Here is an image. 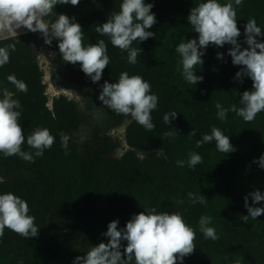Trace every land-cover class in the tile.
Segmentation results:
<instances>
[{
    "label": "trees",
    "instance_id": "1",
    "mask_svg": "<svg viewBox=\"0 0 264 264\" xmlns=\"http://www.w3.org/2000/svg\"><path fill=\"white\" fill-rule=\"evenodd\" d=\"M202 2L206 0H145L154 5L151 11L157 22L147 30L155 35L133 42L132 47L142 49L134 65L127 62V51L112 46L107 36L95 31L119 11L122 0H80L78 6H55L56 15L75 17L82 26L85 47L100 39L107 44L110 63L99 82H92L79 63H65L62 56L51 65V84L57 90L82 91L83 109L64 96L55 98L52 108L48 107L46 84L36 59L38 32L0 41V47L16 43L10 62L0 67V89L11 91L22 106V150L34 155L26 138L38 127L47 128L55 137L52 147L42 156H34V162L0 153V194L11 192L24 199L39 227L37 237L30 239L5 228L0 237V264H73L74 258L85 255L91 246L107 243L103 233L111 221L118 220V227L123 228L134 214L153 207L157 212L179 213L195 230L196 249L183 264H264V215L242 220L248 215L244 197L255 190L264 193V169L253 162L264 154V112L245 122L229 111L221 121L215 107L217 102L225 108L233 104L241 107L240 94L252 89V80L235 79L241 66L232 64L228 44L209 45L203 50V64L194 68L202 82L190 84L182 76V67L178 71L180 56L175 49L179 43L198 37L187 18L191 8ZM236 12L241 32L238 42L244 48L249 19L254 18L264 32V0H243ZM56 15L44 19L54 22ZM257 39L264 42V36ZM54 45L58 49L57 40ZM217 53H223V59H218ZM122 72L141 76L151 84V94L158 96L157 109L151 113L153 130L107 107L106 120L97 114L101 86L105 81L117 82ZM9 75L25 82L27 92L10 84ZM171 112L177 116L168 125L163 117ZM126 120L130 121L125 128L129 150L116 158L119 144L108 132L122 127ZM214 126L229 136L235 151L222 153L215 141L196 146ZM192 130L196 134L189 137ZM169 131L178 134L165 137ZM61 132L70 137L67 154L61 146ZM160 148L167 159L157 156ZM192 152L201 155L203 163L195 168L178 167L176 161H187ZM189 192L203 195L206 204H192ZM248 202L252 204L251 197ZM255 206L264 207V202ZM201 216L211 217L209 227L216 230L218 239L204 238L198 223ZM126 243L122 241L124 246Z\"/></svg>",
    "mask_w": 264,
    "mask_h": 264
},
{
    "label": "clouds",
    "instance_id": "2",
    "mask_svg": "<svg viewBox=\"0 0 264 264\" xmlns=\"http://www.w3.org/2000/svg\"><path fill=\"white\" fill-rule=\"evenodd\" d=\"M79 3L80 0H0V34L9 33L17 38L18 30L26 29L32 33H40L47 45H51L55 39L65 63H79L83 73L92 82H99L104 69L110 63L105 40L100 39L85 47L84 32L82 26L75 22V17L56 15L54 12L57 5L78 6ZM242 3L243 0H234V3L229 0L225 4L219 3L218 0H206L192 7L187 19L198 37L179 43L175 49L180 56L178 71L182 67L183 78L196 85L203 80V77L196 75L194 71L196 65L203 64V50L209 45H231L228 55L232 64L241 66L240 71L235 74V79L242 82L243 78H250L252 89L240 94L241 107L233 104L225 108L221 103H216V115L221 121L226 119L229 111L235 112L245 122H252L258 113L264 112V42L257 39L264 36V32L257 26L254 18L249 19L244 29L247 47H241L238 42L241 32L237 26L236 7ZM153 6V3H145V0H122L119 11L113 12L95 31L101 36H107L112 46L122 52L127 51V62L134 65L142 49L132 47L133 42H143L155 35L147 30L157 22L155 13L151 11ZM53 14L57 17L54 22L44 19ZM15 51L16 43L0 47V67L10 62V54ZM217 58L223 59V53H217ZM7 80L18 91L27 92L26 83L15 75H9ZM101 87L98 99L104 106L116 115L130 116L148 131L155 128L151 113L157 109L158 96L151 94L149 82L139 75L130 76L127 72H122L117 82L105 81ZM0 92V153H3L4 157L19 156L25 161L34 162V156L40 157L46 149L52 147L55 137L47 128L38 127L26 138L27 145L35 150L34 155L22 150L25 143L19 122L22 106L7 88L0 89ZM176 116V112L166 113L164 122L169 125ZM176 134L177 131H169L163 135L169 137ZM195 134L192 130L188 136ZM60 137L61 146L67 154L70 137L63 132ZM213 141L216 149L222 153L235 151L229 136L215 126L212 127L211 134H204L201 140L196 141V146L201 147ZM157 156L167 159L162 148L157 151ZM253 162L264 169V154ZM202 163L203 158L195 152L189 153L187 161H176L178 167L187 165L189 168H195ZM188 197L192 204H206V198L201 194L189 192ZM249 197L251 205L248 202ZM261 202H264V193L259 190L244 197L248 215L242 216L243 222L264 215V207L255 206ZM29 211L28 203L19 196L11 192L0 194V237H3L5 228L25 239L37 237L39 227L35 224V217L29 215ZM211 222V217L201 216L198 222L199 230L205 239L216 240V230L209 227ZM118 225V220L111 221L107 231L103 233L108 238L107 243L100 242L91 246L85 255L75 257L73 264H177L178 261L183 264L184 258L196 249L195 230L189 227L177 212H157L153 207L146 212L134 214L123 228ZM122 241L127 242L126 246Z\"/></svg>",
    "mask_w": 264,
    "mask_h": 264
},
{
    "label": "rangeland",
    "instance_id": "3",
    "mask_svg": "<svg viewBox=\"0 0 264 264\" xmlns=\"http://www.w3.org/2000/svg\"><path fill=\"white\" fill-rule=\"evenodd\" d=\"M38 38L40 41V46L37 50V62L40 70L43 72V83L46 84V95L48 97V107L52 108V101L59 96H64L68 100L75 101L78 106L83 109L84 104L82 101V91L80 90H57L51 84V65L55 58L61 56L59 53V49H57L54 45L55 39L52 41L51 45H47L44 43V39L40 33H38ZM99 113L100 118L104 121L107 119L106 117V106L103 103H100V107L98 108L97 114ZM130 121L126 120L124 125L120 128L112 129L108 132V135L119 144V148L115 153L116 158H121L129 148L126 145L125 141V128ZM88 134V131L84 132ZM138 157L143 158L142 154H138Z\"/></svg>",
    "mask_w": 264,
    "mask_h": 264
},
{
    "label": "crops",
    "instance_id": "4",
    "mask_svg": "<svg viewBox=\"0 0 264 264\" xmlns=\"http://www.w3.org/2000/svg\"><path fill=\"white\" fill-rule=\"evenodd\" d=\"M27 33H30V31H28L26 29H20V30H18V36L19 35H23V34H27ZM8 38H12V35L9 34V33L0 34V41L1 40H5V39H8Z\"/></svg>",
    "mask_w": 264,
    "mask_h": 264
}]
</instances>
